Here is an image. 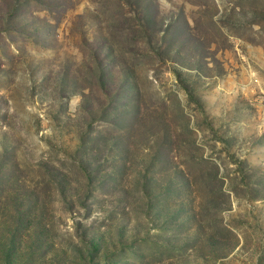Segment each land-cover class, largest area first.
I'll return each instance as SVG.
<instances>
[{
    "label": "rangeland",
    "instance_id": "374dc122",
    "mask_svg": "<svg viewBox=\"0 0 264 264\" xmlns=\"http://www.w3.org/2000/svg\"><path fill=\"white\" fill-rule=\"evenodd\" d=\"M0 264H264V0H0Z\"/></svg>",
    "mask_w": 264,
    "mask_h": 264
}]
</instances>
